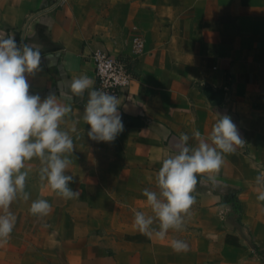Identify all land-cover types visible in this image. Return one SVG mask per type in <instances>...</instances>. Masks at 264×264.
Instances as JSON below:
<instances>
[{
    "label": "crops",
    "instance_id": "0c3cea01",
    "mask_svg": "<svg viewBox=\"0 0 264 264\" xmlns=\"http://www.w3.org/2000/svg\"><path fill=\"white\" fill-rule=\"evenodd\" d=\"M0 34L39 46L40 69L26 74L30 94L71 104L60 128L74 141L65 174L79 192L57 196L40 179L45 165L26 162L28 199L18 194L10 206L15 226L0 264H264V202L255 192L264 172V0H0ZM135 37L144 43L139 55L131 52ZM97 49L122 58L132 75L117 97L124 130L113 142L87 135L92 89L72 101L59 96L80 75L95 88ZM223 115L244 146L225 154L215 182L198 176L182 230L164 241L141 234L134 211L153 215L142 191H158L161 160L178 154L181 133L197 147L192 132L206 139ZM37 199L50 203L47 216L30 214ZM171 239L188 251L174 252Z\"/></svg>",
    "mask_w": 264,
    "mask_h": 264
},
{
    "label": "clouds",
    "instance_id": "9594fccd",
    "mask_svg": "<svg viewBox=\"0 0 264 264\" xmlns=\"http://www.w3.org/2000/svg\"><path fill=\"white\" fill-rule=\"evenodd\" d=\"M49 60L51 58L49 57ZM41 50L36 45L18 47L13 35L0 34V246L8 243L15 226V215L9 211L18 194L24 192L28 171L25 164L38 158L45 165L40 169V179H46L47 186L63 199L79 196L69 187L73 176L65 170L72 163L65 156L74 150L73 138L60 128L63 118L71 112V104H61L55 93L43 100L39 95L29 93L26 74L40 69ZM51 66V65H50ZM68 90H60V98L72 101L73 97L83 98L89 92L83 121L90 126L87 135L97 142H113L124 130L119 114V99L110 93L94 88V81L87 75H80L67 82ZM77 131L73 125L71 132ZM192 136L199 140L197 147L186 146L187 133H181L178 154L166 156L155 176L158 191L143 189L146 205L153 215L144 211H134L133 226L149 239L164 241L170 230L180 231L184 217L196 202L193 193L198 184V176L207 175L208 180L216 181L224 163L225 154L234 153L243 147L245 141L238 133L232 119L223 115L213 124L207 138L199 130ZM260 172L255 183L257 201L264 202V180ZM30 214L47 216L51 205L46 199H37L30 204ZM158 221V227L152 225ZM174 252H187L188 244L180 239H171Z\"/></svg>",
    "mask_w": 264,
    "mask_h": 264
},
{
    "label": "built area",
    "instance_id": "2783aa9c",
    "mask_svg": "<svg viewBox=\"0 0 264 264\" xmlns=\"http://www.w3.org/2000/svg\"><path fill=\"white\" fill-rule=\"evenodd\" d=\"M144 43L141 38L131 40V52L133 55L142 53ZM92 61L96 77L95 88L116 97L122 95L132 80V75L122 58L110 55L107 51L97 49L92 54Z\"/></svg>",
    "mask_w": 264,
    "mask_h": 264
},
{
    "label": "trees",
    "instance_id": "16d2710c",
    "mask_svg": "<svg viewBox=\"0 0 264 264\" xmlns=\"http://www.w3.org/2000/svg\"><path fill=\"white\" fill-rule=\"evenodd\" d=\"M237 205V204H236ZM236 209H238L239 210V206L238 207H236Z\"/></svg>",
    "mask_w": 264,
    "mask_h": 264
}]
</instances>
